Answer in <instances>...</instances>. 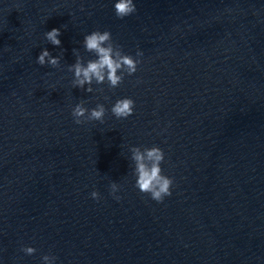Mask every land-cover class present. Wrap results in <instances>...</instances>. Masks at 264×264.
Here are the masks:
<instances>
[{"label":"water","instance_id":"1","mask_svg":"<svg viewBox=\"0 0 264 264\" xmlns=\"http://www.w3.org/2000/svg\"><path fill=\"white\" fill-rule=\"evenodd\" d=\"M115 2L0 0V264H264V0H133L123 19ZM95 30L143 56L89 93L68 66L74 48L96 58ZM45 48L59 68L36 62ZM81 100L104 123L75 124ZM132 146L165 153L162 203L134 186Z\"/></svg>","mask_w":264,"mask_h":264},{"label":"clouds","instance_id":"2","mask_svg":"<svg viewBox=\"0 0 264 264\" xmlns=\"http://www.w3.org/2000/svg\"><path fill=\"white\" fill-rule=\"evenodd\" d=\"M115 15L123 19L134 14L137 9L133 0H117L114 4ZM61 31L53 28L45 32V38L53 46L59 47L61 40L58 38ZM84 50L92 53L96 58L88 59L86 62L78 49H73L76 57L75 63L68 66V71L74 74L72 84L74 88L84 89L93 92L92 84H107L109 89L117 88L124 80L125 74L128 76L137 72L138 65L142 62L139 57L143 52L137 49L136 57L124 54L119 44L114 43L110 31L95 30L84 36L82 41ZM63 53V50H62ZM40 66L49 65L52 68H59L61 56H52L47 48L43 49L36 61ZM87 85V87H85ZM103 91V88L98 89ZM107 99V97H105ZM85 101L81 100L71 111L74 123L77 125L91 121L104 123L106 112L108 111L103 104L98 103L94 108L88 109L84 106ZM135 102L131 98L117 99L111 107V114L117 119H126L133 115ZM131 160L134 162L133 175L136 177L135 187L141 193L148 194L150 198L158 203H162L164 198L171 196L173 178L164 175L161 164L165 160V153L158 146L141 148L132 146L130 149ZM110 195L119 201L121 197L116 195L120 191V185L112 182L109 186ZM91 198L100 199L98 191L91 192ZM26 255H34L36 249L31 246L22 245L20 248ZM42 264H56L57 257L45 254L41 257Z\"/></svg>","mask_w":264,"mask_h":264}]
</instances>
